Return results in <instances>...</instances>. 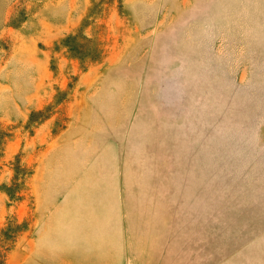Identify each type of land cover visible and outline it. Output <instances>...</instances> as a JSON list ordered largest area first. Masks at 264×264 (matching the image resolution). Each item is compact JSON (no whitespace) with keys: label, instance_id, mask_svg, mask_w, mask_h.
<instances>
[{"label":"rangeland","instance_id":"obj_1","mask_svg":"<svg viewBox=\"0 0 264 264\" xmlns=\"http://www.w3.org/2000/svg\"><path fill=\"white\" fill-rule=\"evenodd\" d=\"M0 230L6 264H264V0H0Z\"/></svg>","mask_w":264,"mask_h":264},{"label":"trees","instance_id":"obj_2","mask_svg":"<svg viewBox=\"0 0 264 264\" xmlns=\"http://www.w3.org/2000/svg\"><path fill=\"white\" fill-rule=\"evenodd\" d=\"M12 238L9 235L8 230H0V264H6L7 248L4 247L5 245L4 241H7V242L11 241Z\"/></svg>","mask_w":264,"mask_h":264}]
</instances>
